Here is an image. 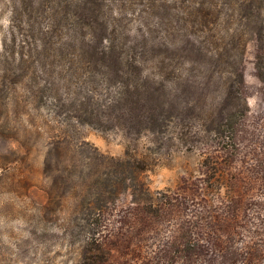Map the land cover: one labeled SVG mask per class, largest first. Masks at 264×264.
<instances>
[{
    "label": "trees",
    "instance_id": "trees-1",
    "mask_svg": "<svg viewBox=\"0 0 264 264\" xmlns=\"http://www.w3.org/2000/svg\"><path fill=\"white\" fill-rule=\"evenodd\" d=\"M51 1L23 0L25 10L43 13L32 26L44 37L64 30L72 52L59 77L28 88L21 82L23 94L33 99L49 96L40 110L54 115L44 162L52 182L42 211L64 222L72 264H108L101 237L111 207L123 195L159 217L182 204L150 189L148 156L132 154L140 138H151L148 148L158 151L236 148L237 132L250 113L245 95L250 43L256 45V75L264 81V0H147L138 12L132 0ZM153 10L168 14L151 21ZM133 23L138 27L131 33ZM25 106L16 103V109ZM79 117L91 126L119 129L128 140L125 155L113 157L76 139ZM215 161L208 156L204 166L221 175L218 163L226 160Z\"/></svg>",
    "mask_w": 264,
    "mask_h": 264
},
{
    "label": "rangeland",
    "instance_id": "rangeland-1",
    "mask_svg": "<svg viewBox=\"0 0 264 264\" xmlns=\"http://www.w3.org/2000/svg\"><path fill=\"white\" fill-rule=\"evenodd\" d=\"M132 1L137 12L148 4ZM37 12L25 10L23 0H0V264L76 261L62 219L42 211L52 182L44 162L54 115L40 106L50 97L45 94L39 102L30 92L23 94L21 84L28 88L34 81L43 85L56 78L72 52L64 30L44 37L32 26L43 15ZM167 14L153 10L150 19ZM137 27L130 24V32ZM255 50L250 43L245 69L250 113L239 127L235 149L217 153L212 145H199L192 151H158L148 148L151 138L136 142L132 154L148 156L150 189L163 200L179 198L182 204L159 217L123 195L111 207L101 237L108 264H264V81L256 75ZM17 101L25 109H16ZM79 121L76 139L85 138L113 157L125 155L128 140L119 129L98 122L91 126L81 117ZM208 156L214 162L218 156L226 160L218 161L221 175L208 172Z\"/></svg>",
    "mask_w": 264,
    "mask_h": 264
}]
</instances>
